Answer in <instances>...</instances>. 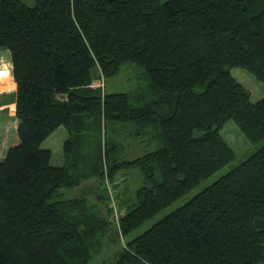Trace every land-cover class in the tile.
I'll return each mask as SVG.
<instances>
[{
	"label": "trees",
	"instance_id": "16d2710c",
	"mask_svg": "<svg viewBox=\"0 0 264 264\" xmlns=\"http://www.w3.org/2000/svg\"><path fill=\"white\" fill-rule=\"evenodd\" d=\"M1 49L18 140L0 157V264H86L234 159L228 121L264 139V96L232 74L264 84V0H0ZM125 64L141 82L107 92ZM60 127L56 166L42 145ZM131 142L147 151L128 158ZM111 254L98 264H264V145Z\"/></svg>",
	"mask_w": 264,
	"mask_h": 264
},
{
	"label": "rangeland",
	"instance_id": "374dc122",
	"mask_svg": "<svg viewBox=\"0 0 264 264\" xmlns=\"http://www.w3.org/2000/svg\"><path fill=\"white\" fill-rule=\"evenodd\" d=\"M30 6H34L36 4V0H22ZM166 1V0H162ZM10 52L7 49L0 50V59H1V70H0V157L4 156L6 151L8 150L9 145L12 143L14 136L16 133V126L14 123V103L9 98H12L13 91L15 89V85L13 83L12 77V65L10 61ZM233 76L241 82L247 89L251 92L252 101H257L264 96V84L258 80L253 74L248 72L243 68H233L232 69ZM142 69L132 65L125 64L122 68V71L113 77L107 79L106 82V90L109 93L114 92H128L130 90L136 89V87L141 82ZM104 81H97L96 84L103 85ZM5 93V94H2ZM8 95V98L5 99V96ZM58 130V129H57ZM222 135L228 141L230 146L235 151V157L228 164L223 166L221 169L217 170L208 178L203 179L195 188L181 196L177 200H175L172 204L165 207L163 210L158 212L153 217L146 220L143 224L133 230L129 235L125 237L118 238L117 241L110 243V246L106 247L104 251L96 255L93 259H91L86 264H98L103 259H109L112 256V252L120 249V247L130 239L142 234L146 230H148L155 222L161 220L169 213L176 210L178 207L184 205L191 198H193L196 194L202 191L206 186L212 184L214 181L218 180L221 176L225 175L236 166L245 161L252 153L261 148L264 145V139L257 142L251 143L249 142L245 136L242 134L240 129L238 128L235 121L230 120L226 123V125L222 129ZM66 128H62L59 132L58 136L61 134L64 135L63 139L67 136ZM62 139V141H63ZM63 143L54 142L53 138L49 137L44 143L43 148L50 149L52 151V164L59 166L62 165L64 161V152H63ZM146 148L141 146L140 144H136L131 142L130 145L127 146L126 156L128 158H135L137 156H141L146 152ZM126 183L131 188L132 191L136 190L143 183V175L137 168H131L130 170L125 172ZM123 183V180H120ZM79 186L72 189H64L65 196L74 197L86 195L88 198H92L95 195L96 184L90 183L86 186ZM85 187V189H84ZM115 203V202H114ZM117 206V204L115 203ZM118 207V206H117ZM117 217V213L115 214ZM117 219V218H116Z\"/></svg>",
	"mask_w": 264,
	"mask_h": 264
},
{
	"label": "crops",
	"instance_id": "0c3cea01",
	"mask_svg": "<svg viewBox=\"0 0 264 264\" xmlns=\"http://www.w3.org/2000/svg\"><path fill=\"white\" fill-rule=\"evenodd\" d=\"M11 63V62H10ZM12 65V64H11ZM12 67V66H11ZM0 70H1V64H0ZM12 72V71H11ZM12 77H13V75H12ZM13 83H14V85H15V89H14V91L13 92H15V90H16V83H15V80H14V77H13ZM1 92V91H0ZM1 94V93H0ZM2 94H5V93H2ZM2 104V103H1ZM0 104V106H2ZM13 113H15V104H14V112ZM14 118H15V120H14V123H15V126H16V133H17V127H18V120L16 119V117L14 116ZM63 127H60L58 130H56L51 136H50V138L52 137L53 138V140H54V142H57V143H59V145H60V142H62L63 144H64V141L66 140V138L68 137V131H67V136H66V138H64L63 139V137H64V135L63 134H61V136H58V134H59V132L61 131V129H62ZM65 128V127H64ZM67 130V129H66ZM18 136H17V134L14 136V138H13V141H12V143L11 144H14L17 140H18V138H17ZM62 139H63V141H62ZM10 144V145H11ZM9 145V146H10ZM64 163V161L62 162V164Z\"/></svg>",
	"mask_w": 264,
	"mask_h": 264
},
{
	"label": "built area",
	"instance_id": "2783aa9c",
	"mask_svg": "<svg viewBox=\"0 0 264 264\" xmlns=\"http://www.w3.org/2000/svg\"><path fill=\"white\" fill-rule=\"evenodd\" d=\"M98 85H100V84H98ZM103 86V85H102ZM116 220H118V219H116Z\"/></svg>",
	"mask_w": 264,
	"mask_h": 264
}]
</instances>
